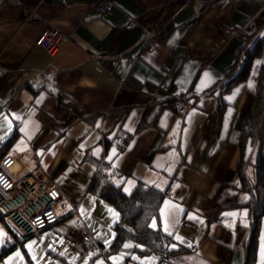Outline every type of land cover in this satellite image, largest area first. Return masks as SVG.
I'll return each instance as SVG.
<instances>
[{
	"label": "crops",
	"instance_id": "0c3cea01",
	"mask_svg": "<svg viewBox=\"0 0 264 264\" xmlns=\"http://www.w3.org/2000/svg\"><path fill=\"white\" fill-rule=\"evenodd\" d=\"M102 1L0 0V144L16 131L7 152L18 172L55 179L77 212L99 163L127 193L140 181L164 193L174 182L150 224L185 249L179 264H264V214L254 234L236 126L253 108L264 64V0H109L112 10L100 13ZM48 27L64 34L56 54L36 44ZM257 45L248 76L222 94L220 82ZM248 143L253 180L258 145ZM94 195L114 225L118 211ZM94 235L102 250L109 238ZM105 261L159 264L160 256L134 244Z\"/></svg>",
	"mask_w": 264,
	"mask_h": 264
},
{
	"label": "trees",
	"instance_id": "16d2710c",
	"mask_svg": "<svg viewBox=\"0 0 264 264\" xmlns=\"http://www.w3.org/2000/svg\"><path fill=\"white\" fill-rule=\"evenodd\" d=\"M260 52V46H254L250 50L243 52V62L237 72H234L227 80L220 82L219 88L223 94L232 86L244 80L250 71L253 58ZM221 94V95H222ZM225 104L220 99L218 104L219 123L222 120ZM236 126L240 131L239 146L241 148L240 160L237 166L238 174L243 188L251 191V199L246 203L254 207L255 212V230L259 227V221L264 214V64L261 68L257 93L254 99L251 111H242L237 119ZM17 132H13L6 140L0 144V159L9 150ZM248 142L251 145H258L256 161L254 162V178H250L247 172V162L249 158L245 157ZM64 169L61 164L56 174ZM107 165L99 163L97 173L90 179L86 189L96 194L108 204L112 205L119 213V220L114 228L115 238L110 245L111 252L119 251L126 239H131L135 244V249L142 253H156L160 256V261L165 264H179L185 249L172 241L171 237L160 229L153 228L150 224L152 218L159 213L160 206L165 193L153 184L138 182L131 193L125 192L121 185L117 184L115 179L104 175ZM84 189L78 190L82 192ZM2 220L3 216L0 214ZM61 218L58 219L59 222ZM5 221V220H4ZM44 229L53 228L57 223ZM11 233L17 241H23L27 237L20 238L14 231L11 224L7 221ZM43 230V229H42ZM41 231V230H39ZM166 241L168 243H166ZM16 246V242L4 246L0 253L2 257ZM142 246V247H141ZM250 250L249 257L254 258L255 252ZM108 253V251H107Z\"/></svg>",
	"mask_w": 264,
	"mask_h": 264
},
{
	"label": "built area",
	"instance_id": "2783aa9c",
	"mask_svg": "<svg viewBox=\"0 0 264 264\" xmlns=\"http://www.w3.org/2000/svg\"><path fill=\"white\" fill-rule=\"evenodd\" d=\"M113 8L112 2L104 0L97 5L100 13H107ZM37 17L35 10L26 11L27 20ZM135 20L130 18L127 27L134 25ZM64 34L56 27L43 30L36 39V44L45 48L50 54H56ZM175 109L180 114H185L188 105L183 97L175 98ZM17 158L11 152H6L0 159V214L9 222L13 231L20 237L32 235L39 230L53 225L60 215L57 208L66 209L71 202L72 209L77 210L74 202L66 200L65 192L59 183L53 179H37L18 172ZM104 175H112L110 169ZM175 183L171 182L165 191L167 197H173ZM82 242L89 250H100V243L90 230L82 234ZM166 243H168L166 241ZM159 264H165L163 260Z\"/></svg>",
	"mask_w": 264,
	"mask_h": 264
},
{
	"label": "rangeland",
	"instance_id": "374dc122",
	"mask_svg": "<svg viewBox=\"0 0 264 264\" xmlns=\"http://www.w3.org/2000/svg\"><path fill=\"white\" fill-rule=\"evenodd\" d=\"M20 173L24 175L23 171ZM65 198L73 201L68 195ZM103 205L107 204L95 203V195L90 191L86 193L85 199H81L79 212L72 209L70 201L66 209L59 206L57 211L61 220L53 228L36 232L23 241L16 240L8 225L0 217V253L4 246L16 242L14 249L2 257L0 264H106L107 254L118 252L124 255L133 247L134 242L126 239L119 251H110L111 244L109 243H112L115 238L116 223L112 224L113 226L110 225L111 219L103 210L105 207ZM84 230H92L96 235L109 238V241L103 240L106 245L102 250H89L82 242V231Z\"/></svg>",
	"mask_w": 264,
	"mask_h": 264
},
{
	"label": "snow or ice",
	"instance_id": "6c2138e0",
	"mask_svg": "<svg viewBox=\"0 0 264 264\" xmlns=\"http://www.w3.org/2000/svg\"><path fill=\"white\" fill-rule=\"evenodd\" d=\"M250 86H251V85H250ZM229 99H231V98H229ZM5 119H7V118H5ZM9 131H11V125H10V123H9ZM113 154H115V150H113ZM110 159H111V158H110ZM166 203H167V202H166ZM114 215H115V213H114ZM233 215H234V214H233ZM152 227H153V228L156 227V222H155V221H153ZM165 230L167 231V228H166ZM168 234L171 235L172 233L169 232ZM177 239H180L181 242H182V238H181V237H177ZM125 247H129V245H125ZM189 247H191V245H189ZM134 259H135V258H134Z\"/></svg>",
	"mask_w": 264,
	"mask_h": 264
}]
</instances>
